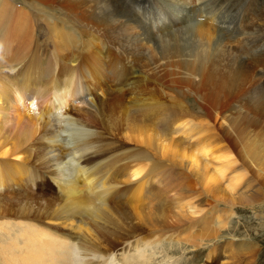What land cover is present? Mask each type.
Listing matches in <instances>:
<instances>
[{
  "label": "bare ground",
  "instance_id": "bare-ground-1",
  "mask_svg": "<svg viewBox=\"0 0 264 264\" xmlns=\"http://www.w3.org/2000/svg\"><path fill=\"white\" fill-rule=\"evenodd\" d=\"M108 1L0 0V195L6 188L20 189L18 182L34 191L52 181L63 204L0 207V219L13 220H0V264H155L164 243L176 245L166 252L185 245L198 251L203 242L205 264H251L253 247L238 250L250 255L244 263H232L237 253L231 248L219 250L212 213L207 216L203 205L205 196L215 193H225L227 204L256 200L255 193L245 197L250 170L242 169H264V0H199L192 15L188 3L178 7L184 0H175L174 10L167 0L159 1L168 15L182 11L161 29L186 25V16L197 22L190 28L188 20L173 36L168 31L174 41L188 36L191 42L161 46L165 83L158 79L163 73L149 64L137 78L136 65L123 68L124 55L114 45L132 49L127 31L136 23L123 14L129 6L112 11ZM209 8L213 11L206 14ZM56 38L85 40L86 50L70 54L73 62L54 58ZM97 121L109 148L101 131L90 126ZM64 133L74 139L75 163ZM230 147L241 149L240 170L226 156ZM4 156L13 158L15 167L3 162ZM185 169L202 182L205 198L187 189ZM219 222L221 228L224 221Z\"/></svg>",
  "mask_w": 264,
  "mask_h": 264
},
{
  "label": "rangeland",
  "instance_id": "rangeland-1",
  "mask_svg": "<svg viewBox=\"0 0 264 264\" xmlns=\"http://www.w3.org/2000/svg\"><path fill=\"white\" fill-rule=\"evenodd\" d=\"M113 1H115L116 3H117V1H119L116 5H114V2ZM113 1H111L110 0V2L108 1V3H107V5L109 6V8H113L114 6L115 7H117V9L118 10H120V11H123L124 9V15L125 16H127L128 18H133V20H134V22L136 23H133V27L136 29V28H138V27H142L141 28V30L142 31H140V29L138 28L137 30H138V32H137V30H136V32H134V30L135 29H133V28H131V30H129V32L127 31V33H129V35H128V38L130 39V45H132L131 46V48L133 49H130L128 46L129 45H127L126 43H124L123 44V42H122V44H121V46H119L117 43H115L114 42V40L112 39V38H110L109 36L108 37H106L105 35H104V38L105 39H109V40H107L108 42H113V44L115 43V52H119V54H121V56H123V68H128L129 66L130 67H132L131 65H136L135 66V71H134V73H133V76H135V78H137V72H140V71H142L141 69H143L144 70V72H146L147 73V68H148V64L150 65V67H151V69L152 70H155V73L156 74H158V72H162L163 74L158 78L159 80H161L163 83H165L166 82V80H165V77H164V63L161 61L160 62V64H159V58H160V56H159V52L160 51H163V48L164 47H166V48H168L169 46H171V45H173V43L174 44H179V45H185L186 46V41L185 40H188V41H190L191 42V39H190V37H188V36H184V39H183V36H182V38H178L176 41H174L173 39H171L170 37H168L169 35H176V33L178 32V30L180 31L181 29L180 28H182V27H184V26H186L187 24H188V22H189V24L190 25H192V27L191 26H189L188 25V27H190V28H193V23L194 24H197V22L194 20V19H191L190 17H187L186 16V20H187V22H185V23H187L186 25H180V26H170V27H175V28H173V29H171L169 26L167 27V26H165V27H163L164 28V31H163V28L161 29L160 27L164 24V23H166V22H169V21H171L172 19H175L177 16H180V14L182 15V11H180V12H173V13H171L170 15H168L167 14V8H166V5H161V4H159V1H162V0H153L154 1V3L152 4V2H150L149 0H113ZM166 1V0H165ZM172 1V2H171ZM167 0L166 2H168L167 3V6H169L171 9H175V8H177V5H175V0ZM177 1V0H176ZM199 0H191V3H190V0H184L183 1V3H181V5H179L178 4V7H180V8H182V7H184V5L185 4H189V6H188V4H187V6H186V8H188L189 9V11H190V15H192V14H194L193 12H195V10H196V7H198L199 6V2H198ZM169 2H171V3H169ZM192 2H193V4L194 3H196V5L194 4V8H193V4H192ZM113 3V4H112ZM126 3V4H125ZM142 3H145L144 5H141ZM185 3V4H184ZM119 4V5H118ZM111 5V6H110ZM113 5V6H112ZM124 5V6H123ZM183 5V6H182ZM120 6H123V7H121L120 8ZM129 6V7H128ZM192 6V7H191ZM115 7L113 8V10L112 11H114L115 10ZM124 7H128L129 8V10H126V8H124ZM173 7V8H172ZM124 8V9H123ZM131 8V9H130ZM123 9V10H122ZM136 9V10H135ZM211 9V8H210ZM127 11H129V12H127ZM192 11V12H191ZM126 12V13H125ZM146 12H148V15L149 16H151V20L149 21V22H144L141 18H140V16L141 15H143L144 13H146ZM155 12V13H154ZM116 13V12H115ZM133 13V14H132ZM76 15V17L77 16H79L80 18H83L82 17V15H83V13H81L80 12V14H82L81 16H80V14L78 13H75ZM129 15V16H128ZM135 15H136V17H135ZM199 16V15H198ZM240 16L241 15H238V19L240 18ZM79 17H77V18H79ZM135 17V18H134ZM142 17V16H141ZM189 18V19H188ZM51 19H48V21H50ZM139 20H140V22H139ZM189 20V21H188ZM192 20V21H191ZM198 20H199V17H198ZM192 22V23H191ZM198 22H202V21H198ZM141 23V25H139V24ZM150 23V24H149ZM184 23V24H185ZM138 24V25H137ZM155 26V27H154ZM158 26V27H157ZM156 28V30L154 31V32H152L153 31V28ZM145 28V29H144ZM179 28V29H178ZM147 29V30H146ZM149 29V30H148ZM158 29V30H157ZM178 29V30H177ZM133 30V31H132ZM152 30V31H151ZM162 30V31H161ZM171 30H173V31H171ZM146 31H148V32H146ZM149 31H150V33H149ZM157 31H160V32H157ZM168 31H169V35H167V33H168ZM131 32V33H130ZM143 32V33H142ZM146 32V33H145ZM157 32V34L159 35L158 37H156L157 36V34L155 35L154 33H156ZM163 32V33H162ZM172 32V34H170ZM175 32V33H174ZM135 33H137V34H135ZM139 33V34H138ZM147 33H149L150 35H152V37L151 36H146L145 34H147ZM162 33V34H161ZM145 36H144V35ZM149 34H147V35H149ZM160 34H161V36L163 37V38H160ZM136 36H138L137 38H136ZM154 36V37H153ZM171 36V37H172ZM131 37V38H130ZM135 37V38H134ZM144 37V38H143ZM151 37V38H150ZM156 37V39H154ZM165 37V38H164ZM133 38V39H132ZM142 38V39H141ZM154 39V41H153V39ZM168 38V39H167ZM111 39H112V41H111ZM135 39V41L136 40H138L137 41V43L138 44H136V42L135 41H133ZM145 39V40H144ZM146 39H147V41H146ZM151 39V40H150ZM59 40V41H58ZM141 40H142V42H141ZM144 40V41H143ZM230 40V39H229ZM70 41V42H69ZM71 41H72V43H71ZM78 41V42H77ZM84 41V42H83ZM151 41V42H150ZM192 41H193V39H192ZM228 41V39H226V43H229V42H227ZM56 42V43H55ZM67 42V43H66ZM76 42L78 43V44H76ZM82 43V45H80V43ZM139 42H140V44H139ZM157 43V44H155L154 45V43ZM159 42V43H158ZM163 42L165 43L164 45H163ZM173 42V43H172ZM178 42H181V43H178ZM58 43V44H57ZM59 43H61L63 46H61ZM65 43V44H64ZM144 45H143V44ZM149 43V44H148ZM54 44H55V46H54ZM68 44V45H67ZM69 44H72L73 45V48H72V46L71 45H69ZM85 40H77L76 38L74 39V40H64V42L62 43L61 42V39L60 38H56V39H54L53 40V43H52V48H51V50L54 52V58H59V56L60 57H64V60L65 61H69V62H73V60L74 59H72V58H74L75 56L77 57L79 54H80V51H81V53H84L85 52V50L86 49H84V48H86V46H85ZM127 45V47H124V45ZM134 44H136V45H138V46H136L137 47V49H136V47H135V45ZM142 44V45H141ZM159 44V45H158ZM160 44H162V45H160ZM191 44V43H190ZM194 43H192L191 45H193ZM251 44V43H250ZM60 45V46H59ZM65 45V46H64ZM74 45H76V47L74 46ZM116 45H117V48H116ZM232 45V44H231ZM59 46V47H58ZM71 46V47H70ZM79 46V47H78ZM82 46V47H81ZM142 46H145V47H143V49H141L140 47H142ZM158 46V47H157ZM161 46H163V48L161 47ZM53 47H55L54 49H53ZM57 47V48H56ZM63 47V48H62ZM65 47V48H64ZM69 47H70V49H69ZM124 48V51H123V48ZM159 47H161V48H159ZM182 47H184V46H182ZM76 48V50H73V49H75ZM121 50H120V49ZM140 48V49H139ZM157 48H159V49H157ZM225 48H227V47H225ZM56 49V51H54ZM81 49H83V51L81 50ZM119 49V50H118ZM137 51H136V50ZM160 49H162V50H160ZM69 50V51H68ZM118 50V51H117ZM127 52H126V51ZM132 52H135V53H131L130 51ZM142 50V51H141ZM70 51H71V53H70ZM63 52V53H62ZM76 53V55H75V53ZM122 52V53H121ZM140 52H142V56H141V54H140ZM58 53H60L59 55H58ZM74 53V54H73ZM124 53V54H123ZM126 53V54H125ZM132 55H130V54ZM137 53H139L140 55H138ZM56 54V55H55ZM67 54V55H66ZM70 54H72V55H70ZM128 54V55H127ZM69 55H70V57L72 56V58H70L69 57ZM126 55V56H125ZM135 55V59H136V57H137V59L136 60H138L137 62L138 63H136V60L134 59V56ZM140 57H142V58H140ZM129 58V59H128ZM135 60H133V59ZM139 58H140V60H139ZM124 59H125V61H124ZM142 59V60H141ZM127 60H129V61H131V62H126ZM133 60V61H132ZM146 60H148L147 62H146ZM127 64H128V66H127ZM130 64V65H129ZM136 67H138V68H136ZM140 67V68H139ZM147 67V68H146ZM145 69H147V70H145ZM263 76V77H262ZM260 77H262V78H264V74H260ZM79 79H81L80 77H79ZM123 80H125V78H123ZM133 80V79H132ZM131 80V81H132ZM83 85V84H82ZM260 85H255V88H257V87H259ZM262 86V85H261ZM262 88H264L263 86H262ZM190 102H192V100H189ZM78 105V110L79 109H86V107L84 108V106L83 105H79V104H76V106ZM73 108V107H72ZM74 108H77V107H75L74 106ZM99 123V124H98ZM101 123H100V121H97V123H93V124H91L90 126H91V128L93 129V130H95V131H101V134H102V136L103 137H105V139H104V144L106 145V148H109L110 146H111V143L107 140V138L106 137H108V135L106 134V136H105V132L103 131V127H102V124L100 125ZM218 125H219V123H217ZM61 125H63V123H58V127L59 128H57V131H61L62 130V128H63V126H61ZM97 126H100V128L98 127L97 128ZM68 135V133H66V135H65V133L63 134V138L64 139H67L66 140V143H67V148H70V150L72 151V153H73V155L71 156L72 158L71 159H73L74 158V163L77 161L76 159H79L78 157V154L76 155L75 154V152H74V150H73V148H72V145H71V143H74V139H72V138H70L69 139V137L67 136ZM83 135H85V134H83ZM86 136V135H85ZM71 142V143H70ZM131 142V144L133 143L132 141H130ZM128 146H130V144H127ZM132 145H136V144H132ZM71 146V147H70ZM131 147V146H130ZM232 149V150H231ZM230 151H228V155L226 154V153H224V155L226 154V156H231L232 158H234V160H236V162H238L237 164H238V168L235 166V169L236 170H238L240 167H241V169L243 168L242 167V164H243V159L241 158V152H240V150H234V148L233 147H230V149H229ZM234 150V151H233ZM236 151H238L237 153H236ZM230 152H232V153H230ZM234 152V153H233ZM236 153V154H235ZM231 154V155H230ZM233 154V155H232ZM222 155V157L224 156L223 155V153L221 154ZM220 155V156H221ZM240 157H239V156ZM219 156V155H218ZM57 157V156H56ZM61 157V158H60ZM1 158H3V162H5L6 164H9V165H11V166H13V167H15V165H14V163L13 162H15V161H13V158H7L6 156H4V157H1ZM59 160L60 159H62V156L61 155H59L58 157H57ZM231 158V159H232ZM242 160H241V159ZM52 158H50V159H48V160H46V159H43L42 160V162L44 161V162H47V163H49V160H51ZM70 159V160H71ZM230 159V158H229ZM17 160V159H16ZM238 160V161H237ZM241 160V161H240ZM69 160H67V159H65V161L64 162H68ZM20 163H18V165L20 164L21 166L24 164V163H22L21 164V161H19ZM165 162H167V160H165ZM241 162V163H240ZM240 163V164H239ZM39 164V163H38ZM236 164V165H237ZM32 165L34 166V164L32 163ZM40 165V164H39ZM43 166V165H42ZM248 166H250V165H248ZM248 166H246V171H245V169L243 168L242 170L244 171V172H246V174H247V171H249L250 170V172H248L249 174H253L252 176L250 175L249 176V174H248V176L247 177H245L246 179V182H248V189H247V192H246V199L249 197V195H251L250 197L251 198H253L252 196L254 195V193H255V195L257 196V194H259V197L257 196V198H255L256 196L254 195V199H256V200H252L253 201V203H251L252 201L250 200V201H247V203H248V205H247V203L245 204V205H241V204H243V203H241V204H238L236 201H235V203L234 202H232V204L231 203H229V204H227V203H225L226 202V200L228 199L227 198V195H222L221 193H220V195H218L217 193H215L214 195H213V197H208V196H205L206 194H204V192H202V188H203V185H201L200 183H202V182H200L199 180H197V177L193 174V172H191V171H189V170H187L186 171V169L184 170V172H183V174H184V182H185V186L187 187V189L189 190V191H191L192 190V192H195V193H199V195L201 196V195H203V196H201V198L202 197H207V200H206V198H205V201H204V205H203V207L205 208V209H209V210H207L206 211V213H207V216H209L208 215V213L210 214V212L212 213V215L210 216V217H212L213 218V228H217L216 230H218V237H219V239H218V241H216V242H218L217 243V245L219 246V247H221L219 250H223L224 249V247L225 246H227V248L226 249H230L231 248V251H232V253L231 254H236L235 255V257H234V259H232V261H234V262H232V263H235L236 261H237V263H244L245 262V260H246V258L245 257H248L249 258V254H239L238 255V252H240V251H238V250H240L241 248L240 247H242V246H246V248H248V247H250V248H255V250H257L256 252H254L253 251V253H252V258H251V264H264V175L263 174H261L262 172L260 171V170H262L263 171V173H264V169L262 168V169H259L256 165H254V166H252L254 169L253 170H251L252 169V167H248ZM30 166L29 165H26V168L28 169ZM44 167V166H43ZM61 167V170L63 171L64 170V172H66V173H69V171H65V167H63L62 165L60 166ZM4 168V167H3ZM38 168H40V167H37L36 169L38 170V171H42L41 169H38ZM247 169H249V170H247ZM240 170V169H239ZM259 170V171H258ZM43 172V171H42ZM191 172V173H190ZM253 172V173H252ZM258 172L260 173V174H258ZM190 174H191V176H190ZM194 175V177H193V175ZM247 178H250V179H252V180H250L251 182H249V180L247 179ZM196 180H197V182H198V184H197V182H196ZM248 180V181H247ZM260 181V182H259ZM245 182V181H244ZM243 182V184H245ZM53 183V184H52ZM251 183V184H250ZM250 184V185H249ZM48 187H44L43 189H34V191H31V188H23L24 187V183L23 182H18V185H17V187L19 186V187H21L20 189H18V190H15V192H10V191H12V190H9L8 188H6V189H4L3 190V194H1L0 195V207H3V208H6V206H8V207H11L12 209L13 208H15L17 211L18 210H21V209H23L24 208V205L26 206V204H29V205H33V206H35V208H38L37 210H39L41 207H40V205L42 206L43 204H50V203H55V204H57V205H59V206H62L63 204H62V202H61V198H59L58 197V191L57 190H55L56 188L54 187V182H52L51 181V183L50 182H48ZM257 185V186H256ZM224 186H226V185H224ZM242 186V185H241ZM17 187H15V188H17ZM250 188V189H249ZM32 189V190H33ZM49 189V190H48ZM202 189V190H201ZM30 190V191H29ZM248 190H250V191H248ZM9 191V192H8ZM133 191V190H132ZM204 191V190H203ZM7 192H8V194H7ZM31 192V193H30ZM57 192V193H56ZM235 192V193H234ZM233 192V194L234 195H237L238 193H241V192H238V191H234ZM237 192V193H236ZM39 193V194H38ZM250 193H253V194H250ZM27 194H29V195H27ZM37 195V196H36ZM212 195V194H211ZM215 195H217V196H215ZM210 196V195H209ZM237 196H239V195H237ZM248 196V197H247ZM244 197V198H245ZM20 198V199H19ZM32 198V199H31ZM227 198V199H226ZM203 199V198H202ZM255 201V202H254ZM251 204H250V203ZM37 203H40V204H37ZM43 203V204H42ZM117 201L115 202V206H117V207H120V205H119V203L120 202H118L117 204ZM124 204H126V203H124ZM206 204V205H205ZM231 204V205H230ZM234 204V205H233ZM237 204V205H236ZM18 205V206H17ZM39 205V206H38ZM119 205V206H118ZM128 205V204H127ZM216 205V206H215ZM123 206H125V205H123ZM17 207V208H16ZM128 206H125V208H127ZM123 208V207H122ZM218 208V209H217ZM129 209V208H128ZM211 209H212V211H214V212H212L211 211ZM228 212H227V211ZM230 210V211H229ZM213 214H215L214 216H213ZM217 215H219V217L217 216ZM216 216V217H215ZM225 216V217H224ZM224 217V218H223ZM212 218H210L209 219V221H211L212 220ZM226 219V220H225ZM0 220H4V221H6V220H8V221H10V222H13V220H11V219H0ZM224 221L223 222V226H225V227H221V228H219V227H216V226H218V225H220V223H222V222H219V221ZM1 221V222H2ZM226 222V223H225ZM216 224V225H215ZM215 225V226H214ZM220 231V232H219ZM233 239V240H232ZM235 239V240H234ZM227 240V241H226ZM241 241H244L243 243H244V245H238L237 246V244L239 243L240 244V242ZM215 241H213V244L214 245H216L215 243H214ZM219 242H220V244H219ZM251 242V243H250ZM204 243V247L201 249V250H198V251H194L192 248H190V247H188L187 245H185V246H181V247H178V249L177 250H173V251H166L165 252V250H167L169 247L172 249L173 247H175L176 245H175V243H169V244H167V243H164V245L162 244L160 247H161V249H163L164 250V252H163V250H158V253L160 254H157L156 255V258H157V262H155V264H160V262L162 261V259L164 258L165 259V256H166V260H164V261H166L165 263L167 264V261H169L168 259L169 258H171V264H175V263H173V262H176L177 264H205V261H206V255L208 254V248H207V243L205 244V242H203ZM233 243V244H232ZM242 243V242H241ZM174 244V245H173ZM251 244H253V245H251ZM206 245V246H205ZM232 245V246H231ZM256 245V246H255ZM209 246V245H208ZM168 247V248H167ZM236 248V249H235ZM252 248V249H253ZM257 248V249H256ZM186 250V251H185ZM154 251H156V250H154ZM153 251V252H154ZM182 251V252H181ZM163 252V253H162ZM185 252V253H184ZM166 254V255H165ZM174 254V255H173ZM233 254V255H234ZM162 255V256H161ZM174 257L173 258V260H172V257ZM227 256V255H226ZM243 256V257H242ZM159 259V260H158ZM179 260V261H178ZM116 263H118L117 261H116ZM121 263V262H120ZM161 264H162V262H161Z\"/></svg>",
  "mask_w": 264,
  "mask_h": 264
}]
</instances>
